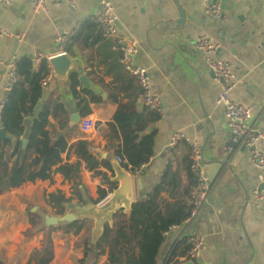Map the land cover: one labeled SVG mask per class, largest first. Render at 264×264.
I'll list each match as a JSON object with an SVG mask.
<instances>
[{
  "label": "crops",
  "instance_id": "0c3cea01",
  "mask_svg": "<svg viewBox=\"0 0 264 264\" xmlns=\"http://www.w3.org/2000/svg\"><path fill=\"white\" fill-rule=\"evenodd\" d=\"M11 1L0 3V23L15 33H24V37L17 42L13 36H0L1 58L8 60L14 54L17 61H22L33 58L36 50L48 57L66 51L76 63L67 82L53 76L42 86V95L33 108L35 113L47 111L46 129L53 137L67 136L70 146L62 152L63 160L79 162L82 172L89 166L90 155L121 158L118 149L122 133L114 114L122 105L132 104L124 109L131 111L134 105L143 110L140 122L146 124L145 132H153L155 138L149 161L132 172L135 200L147 196L158 185V200L188 201L194 184L189 170L190 146L179 141L171 150L166 148L172 131H186L201 141L212 185L194 223L206 242L198 264H264V187L259 206L251 204L259 185L264 184V173L250 160L248 147L231 132L224 107L217 102L222 81L205 65L203 54L195 46L196 38L207 34L220 43L219 55L233 62L238 81L231 96L252 106L249 125L263 133L259 146L264 150V0H211L220 4V18L205 11L206 0H111L121 31L139 42L136 63L148 69L151 85L160 93L164 110L158 118H154L157 112L149 111L152 109L144 104L137 79L120 62L115 38L104 36L94 22L92 16L98 12L101 0H74V4L50 0L47 13L35 12L34 0ZM65 32L71 34L66 46L60 48L54 38ZM41 62L33 61L34 66ZM5 69L0 64V126L2 109L8 101L3 86ZM18 83L28 92L33 87L23 74ZM73 113L81 114L74 125ZM86 115L99 125L94 135L80 128ZM26 116L22 121L24 131L17 136L6 130L11 137L4 138L0 146L1 156L8 155L21 140L17 153L8 161L9 169L14 162L18 167L24 162L34 167L36 149L25 157L33 124L32 117ZM7 139H11L10 144ZM83 140L89 143L82 144L86 150L79 149ZM52 173L51 179L25 181L0 191V264H34L29 263V258L33 250L41 248L45 226L50 225L42 214H56L51 193L60 190L72 200L65 203L67 208L88 199L79 178L75 182L60 172ZM111 184L112 193L116 183L111 180ZM183 231L180 226L165 234L159 253L161 264H185L188 242ZM54 232L55 256L49 264H69L66 261L70 260L56 254ZM59 232L66 236L81 234ZM101 257L97 264H106V255Z\"/></svg>",
  "mask_w": 264,
  "mask_h": 264
},
{
  "label": "trees",
  "instance_id": "16d2710c",
  "mask_svg": "<svg viewBox=\"0 0 264 264\" xmlns=\"http://www.w3.org/2000/svg\"><path fill=\"white\" fill-rule=\"evenodd\" d=\"M17 64L21 74L33 87L28 92L20 83H17L12 90L7 92L8 101L1 114L2 125L6 130L18 136L20 131H24L23 116L32 117L30 142L26 147L25 157L30 155L33 148L36 149L37 154L32 159L33 168L26 165L25 162L18 167L14 162L9 169L8 161L11 156L17 153L21 146V140H18L10 154L3 153L0 159V191L17 187L25 181L51 179L53 171L60 172L65 179L77 182L81 173L80 163H70L64 161L62 157V152L70 146L67 136L62 134L53 137L51 132L46 129L47 111L35 113L33 110L42 95L41 81L49 72L48 63L45 59L42 60L38 71L33 70L34 63L31 58L17 61ZM134 78L136 79L135 76ZM126 106L122 105L114 114L122 133V145L118 149V153L122 158L121 163L134 172L143 163L149 161L154 151L155 138L153 132H145L146 124L140 122L143 110L140 111L133 105L132 110L127 111L124 109ZM129 107H132V104H128L127 108ZM145 108L149 110L148 107L145 106ZM149 111L155 113L153 110ZM155 114L154 118H158L159 114ZM66 120L68 123V116H66ZM6 143L10 144L11 139H7ZM82 144L89 146V143L83 140L79 145L81 150L87 149L82 147ZM100 164L111 167L108 158L101 159L90 155L89 166ZM158 192L159 186L157 185L147 196L135 201L130 211L125 212L121 209L115 213L113 223L105 224L104 234L99 239L95 255H93L90 241L91 224L89 223L92 222L74 220L66 224L45 226L42 246L33 250L29 263L49 264L53 260L55 250L52 231L62 230L65 233L78 234L84 230L88 236L85 241L84 255L78 260L79 264H97L103 255H106L108 264H161L159 253L165 240L166 231L172 225L183 221L189 213L190 205L185 199H177L175 202L160 201ZM106 193L105 189L101 191L103 197ZM79 200L84 201L82 197ZM67 201L72 200L67 199L60 190L50 195V202L55 206L56 214L62 215L72 209L71 207L67 208L65 204Z\"/></svg>",
  "mask_w": 264,
  "mask_h": 264
},
{
  "label": "built area",
  "instance_id": "2783aa9c",
  "mask_svg": "<svg viewBox=\"0 0 264 264\" xmlns=\"http://www.w3.org/2000/svg\"><path fill=\"white\" fill-rule=\"evenodd\" d=\"M57 1L60 3L68 1L74 4V0ZM11 2V0H0L2 4H9ZM49 2L50 0H34V11L47 13L49 11ZM204 8L213 17L220 18L223 16L221 6L218 2L206 0L204 2ZM92 17L104 36L115 38L114 47L120 52V62L127 71L136 77L140 85L144 104L156 111L159 115H162L164 108L160 93L152 87L148 69L145 66L137 64L135 61V54L139 49V42L134 37L128 36L121 31L118 14L111 0H101L98 12ZM70 34L71 32H65L55 35L54 39L59 42L60 48L67 44ZM2 35L13 36L18 40L24 37V33H15L0 23V36ZM195 46L203 54L205 65L214 72L217 79L222 81V90L217 97V102L224 107L226 121L231 132L248 147L250 160L264 173V150L259 146V141L263 138V133L248 123L252 117L253 108L250 105L237 101L231 96V91L238 81L233 62L231 59L219 55L220 43L207 34L199 35L196 38ZM31 59H34L36 62L45 59L48 64L50 62V57L46 56L40 50H36ZM0 64L6 66L3 72V86L8 92L13 89L15 84L20 82L21 72L18 69L17 58L13 56L9 60H5L0 57ZM48 67L49 72L41 81V86H44L54 76L52 65ZM34 68L38 71V64ZM28 117L27 115L25 118ZM80 128L85 134L94 135L98 131L99 125L95 118L91 115H86L80 122ZM179 141H184L190 146L188 156L189 170L193 176L194 184L188 196V204L190 205L189 213L181 223L172 225L170 229L179 228L180 226L184 228L182 236L188 242L186 259L193 260L198 264L206 249V242L204 235L195 227L194 223L202 206L208 200L212 185L206 169L200 139L191 136L186 131L174 130L171 132L166 144L167 150H171ZM118 159L122 161V158ZM112 173L111 167L102 164L87 166L82 170L79 183L88 200L96 204H102L111 195V191L109 190L112 186ZM103 189L107 190L104 197L101 195ZM262 198V195L257 191L251 200V204L254 207H258Z\"/></svg>",
  "mask_w": 264,
  "mask_h": 264
},
{
  "label": "water",
  "instance_id": "95a60500",
  "mask_svg": "<svg viewBox=\"0 0 264 264\" xmlns=\"http://www.w3.org/2000/svg\"><path fill=\"white\" fill-rule=\"evenodd\" d=\"M13 56L14 54L12 57ZM50 64L54 70V79L60 82H67L70 78L71 71L76 68L75 61L66 51L50 56ZM81 79L85 78L81 77ZM80 119V113L71 114V124H77ZM6 137H11V135L7 133L3 126H0V146ZM1 153L2 150L0 147V156ZM98 156L106 157V154L98 153ZM108 159L113 170L111 180L112 182L116 183V187L113 189L111 195L102 204H96L87 199L84 203L75 205L65 214H55L53 216H49L44 213L42 214L46 218V224H66L74 220H89L92 222L90 241L92 244L93 255H95L98 250V242L104 234L105 224L107 222L112 224L114 214L119 210L122 209L125 212L130 211L133 203L136 201L132 171L125 167L117 157L110 156ZM224 162L225 161L223 160L220 163ZM263 187L264 184L261 183L258 187L259 193L262 191ZM185 264L197 263L193 260H186Z\"/></svg>",
  "mask_w": 264,
  "mask_h": 264
},
{
  "label": "rangeland",
  "instance_id": "374dc122",
  "mask_svg": "<svg viewBox=\"0 0 264 264\" xmlns=\"http://www.w3.org/2000/svg\"><path fill=\"white\" fill-rule=\"evenodd\" d=\"M63 186H66V183H63ZM75 192V187L72 186ZM91 224V223H89ZM58 231V230H57ZM55 235L56 238V242L58 244V249L56 250V254L62 258V259H68L69 261H66V263L69 264H79L78 262V257L83 256L84 255V248H85V241H86V237L88 236V233H86V231H81L78 236H73V235H69L66 236L64 235L62 232H59ZM54 232V233H55ZM102 257L99 258L98 263L100 262V259ZM106 264H108L106 262Z\"/></svg>",
  "mask_w": 264,
  "mask_h": 264
}]
</instances>
